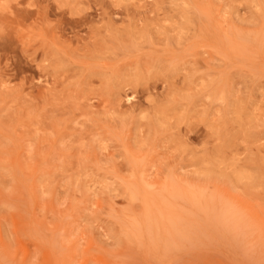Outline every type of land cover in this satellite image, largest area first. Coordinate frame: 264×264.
<instances>
[{"label": "rangeland", "instance_id": "1", "mask_svg": "<svg viewBox=\"0 0 264 264\" xmlns=\"http://www.w3.org/2000/svg\"><path fill=\"white\" fill-rule=\"evenodd\" d=\"M0 264H264V0H0Z\"/></svg>", "mask_w": 264, "mask_h": 264}]
</instances>
